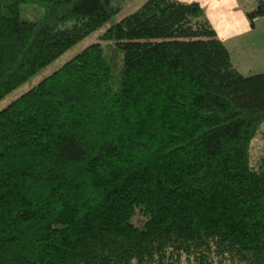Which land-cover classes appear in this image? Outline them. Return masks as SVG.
I'll return each mask as SVG.
<instances>
[{"label":"trees","instance_id":"16d2710c","mask_svg":"<svg viewBox=\"0 0 264 264\" xmlns=\"http://www.w3.org/2000/svg\"><path fill=\"white\" fill-rule=\"evenodd\" d=\"M122 2L0 0V99ZM97 39L0 109V264H264V71L194 1L144 0Z\"/></svg>","mask_w":264,"mask_h":264},{"label":"crops","instance_id":"0c3cea01","mask_svg":"<svg viewBox=\"0 0 264 264\" xmlns=\"http://www.w3.org/2000/svg\"><path fill=\"white\" fill-rule=\"evenodd\" d=\"M197 2L226 47L232 65L243 75L264 71V17L253 20L245 17L248 10L243 0H179ZM250 1V0H249ZM256 24L258 26H256Z\"/></svg>","mask_w":264,"mask_h":264},{"label":"rangeland","instance_id":"374dc122","mask_svg":"<svg viewBox=\"0 0 264 264\" xmlns=\"http://www.w3.org/2000/svg\"><path fill=\"white\" fill-rule=\"evenodd\" d=\"M120 11L111 16L108 20H106L101 26H99L97 29H95L93 32H91L89 35L75 43L73 46L65 50L63 53H61L59 56H57L55 59H53L51 62L46 64L44 67H42L40 70H38L34 75H32L30 78H28L26 81L21 83L17 88L13 89L11 92L7 93L3 98L0 99V109L3 108L5 105H7L10 101H12L14 98L18 97L20 94H22L24 91L35 85L40 79L57 69L64 61H66L68 58H70L72 55H74L76 52L80 51L83 47L86 45L98 41L97 37L98 35L108 26H110L112 23L116 22L118 19H120L125 14L129 13L130 11L134 10L137 6H139L144 0H122ZM248 5L247 9L252 7V0H243L242 4L246 3ZM42 14V7L38 4L34 3H25L22 4L20 7L19 17L21 19H34ZM256 26H258L256 24ZM264 24H261V27H263ZM102 44L106 45L105 43L101 42ZM106 48V47H105ZM106 52L108 49H105ZM114 57V56H113ZM118 56L115 55V65L114 69H118ZM119 75H114L113 81H118ZM262 139L260 138H254V140L251 142V159H255L258 154H260L261 150V144ZM132 221L137 224L141 221L140 216H135Z\"/></svg>","mask_w":264,"mask_h":264}]
</instances>
